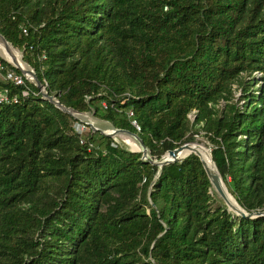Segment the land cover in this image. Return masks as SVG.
Wrapping results in <instances>:
<instances>
[{"label": "trees", "instance_id": "1", "mask_svg": "<svg viewBox=\"0 0 264 264\" xmlns=\"http://www.w3.org/2000/svg\"><path fill=\"white\" fill-rule=\"evenodd\" d=\"M0 34L49 95L151 160L206 138L228 192L264 212V0H0ZM0 62V92L29 91L0 103V264H264V215L234 213L195 153L157 175L113 136L80 142V119Z\"/></svg>", "mask_w": 264, "mask_h": 264}, {"label": "water", "instance_id": "2", "mask_svg": "<svg viewBox=\"0 0 264 264\" xmlns=\"http://www.w3.org/2000/svg\"><path fill=\"white\" fill-rule=\"evenodd\" d=\"M0 38L8 45H10L5 39L4 37L0 34ZM10 48H13L12 46H10ZM13 50H15L13 48ZM17 51V50H16ZM18 52V51H17ZM18 56H17V60H19L18 62L19 63H22L27 69H28V73L29 75L25 74L20 66L16 65V64H13L11 63L10 61H8L5 57H3L5 60H7L10 64H12L14 67L18 68L21 73L23 75H25V77L27 79H30L32 80L35 85L39 88L40 90V93H41V98L43 100H47L51 103H53L56 107H58L59 109H61L62 111L68 113L70 116H72L74 119H79L78 115H77V111L70 108V107H66L65 105L61 104L58 100H56L53 96L49 95L45 90H44V86L42 85V83L40 82V80L37 78L35 72H34V69L26 62H24L22 60V56H21V53L18 52ZM91 130L93 131H100L101 133L105 134V135H108V136H115V135H127V136H130L132 138H134L137 143L139 144V146L141 147V149L139 150H133V149H130L131 151H141L142 153V159L154 164V165H157L158 166V173L157 175H159V172L161 170V167L168 163V162H173L177 159H179V153L188 147V145L190 143H184L183 145L173 149V150H169L166 155L162 158V159H159V160H151L150 158H148V149L147 147L144 145L142 139L136 134V133H132L128 130H123V129H116V130H103V129H100L99 127H96L94 126L93 124H89ZM195 153L199 158L200 160L202 161L203 163V166L206 170V173L211 181V184L212 186L214 187L215 191L218 193L219 197L225 202V204L234 212L236 213L237 215H241L243 217H254V216H258V215H264V212H251V213H248L246 212L243 208H241L239 206V204L236 202V200L232 197V195L228 192V190L226 189L222 179H221V176L215 166V163L213 162L212 158H211V163L213 164L215 170L214 171H211L209 168H208V165L207 163L202 159V157L200 156V154L198 152H193ZM187 156V155H186ZM229 195V197L233 200L234 204L235 205H232L229 200H228V197L227 195Z\"/></svg>", "mask_w": 264, "mask_h": 264}, {"label": "built area", "instance_id": "3", "mask_svg": "<svg viewBox=\"0 0 264 264\" xmlns=\"http://www.w3.org/2000/svg\"><path fill=\"white\" fill-rule=\"evenodd\" d=\"M23 31H24V33H26V29H23ZM42 58H45V56L43 55ZM1 69H3V66L0 62V70ZM3 78L5 80L10 81L11 83H13L16 86L22 85L24 83V79H23L22 75L17 74L11 68L5 69ZM28 96H29V91L27 89L22 90L19 94H13V95H10L7 89H3L0 92V103H18L19 101H24ZM104 106H105V104H104ZM129 115H132V111H129ZM79 123H81L82 125H80ZM87 125H88V123L86 124V123H84V121L83 122L78 121V122H75L73 124V131L81 138L80 142H83V136H82V134L84 132L83 128L86 127ZM132 125L137 129V131L140 130V127L135 120L132 121Z\"/></svg>", "mask_w": 264, "mask_h": 264}, {"label": "bare ground", "instance_id": "4", "mask_svg": "<svg viewBox=\"0 0 264 264\" xmlns=\"http://www.w3.org/2000/svg\"><path fill=\"white\" fill-rule=\"evenodd\" d=\"M0 53L3 57H5L8 61H10L13 64H16L18 66H20L21 70L29 75L28 73V69L22 64L19 63L17 60V56L19 55L18 52L16 50H13V48H10V45L6 44L1 38H0ZM104 130H112V129H104ZM200 142V141H199ZM138 148L141 149L140 146H138ZM198 152L200 154V156L202 157V159L207 163L208 168L211 171H214L215 168L213 166V164L211 163V155L210 152L207 148H205L203 145L201 144H197L195 142H191L187 148L183 149L180 153H179V158H183L186 155L190 154L191 152ZM227 195V194H226ZM229 202L232 205H235L233 200L229 197V195H227Z\"/></svg>", "mask_w": 264, "mask_h": 264}, {"label": "rangeland", "instance_id": "5", "mask_svg": "<svg viewBox=\"0 0 264 264\" xmlns=\"http://www.w3.org/2000/svg\"><path fill=\"white\" fill-rule=\"evenodd\" d=\"M0 55H1V53H0ZM239 95H240V91L238 89H235V96L239 97ZM77 115H78V117L80 119V122L84 121V123H86V124L88 123V125L83 128L84 132H83L82 136H84L88 132V130L90 128L89 124H93L94 126L99 127L100 129H102V127L105 126L104 123L100 122L99 120L95 119L94 117H91L87 113H77ZM190 118L193 120V118H194L193 115H190ZM79 124L82 125L81 123H79ZM113 137H115L119 141L123 142L129 149H133V150H139L140 149V148H138L139 144L137 143V141L134 138L130 137V136H127V135H115ZM194 142L197 143V144H201L205 148L210 150L209 146H208V142H207L206 138H204L203 136H201V135L196 136V140Z\"/></svg>", "mask_w": 264, "mask_h": 264}]
</instances>
